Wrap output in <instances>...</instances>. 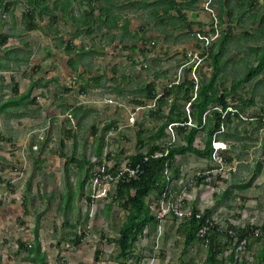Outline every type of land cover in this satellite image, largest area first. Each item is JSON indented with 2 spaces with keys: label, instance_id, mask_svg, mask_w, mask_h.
Wrapping results in <instances>:
<instances>
[{
  "label": "rangeland",
  "instance_id": "obj_1",
  "mask_svg": "<svg viewBox=\"0 0 264 264\" xmlns=\"http://www.w3.org/2000/svg\"><path fill=\"white\" fill-rule=\"evenodd\" d=\"M20 1L14 5V17L2 14L8 22L0 24V30L10 37L8 45L0 47V105L27 95L32 83L34 87L20 105L0 112V264H36L26 251H20L18 241L28 245L38 241L48 264H120L115 261L118 246L111 240L118 239L127 212L123 201H114L113 188L108 200H87L92 174L108 155H115L113 164L146 152L150 137L166 121L174 101L187 113L189 103L184 98L175 100L179 90L168 93L169 83L179 75L182 84L195 81L197 85L189 94L195 97L198 84L213 74L212 58L204 59L194 71L197 59L191 58L204 51L194 29L187 32L186 25L177 21L181 19L177 12L162 13L160 0L95 2L96 17L101 8H108L111 16L107 23L94 21L93 34H87L81 23L72 19L91 10L86 1L73 2L71 13L65 15L60 7L66 0H60L57 8L56 0H47L51 13H36L40 28L32 32L25 30L22 14L27 4ZM168 1L163 2L164 7ZM187 1L178 0L182 5ZM199 1L192 5L199 4L198 9L183 13L187 20L203 23L195 30L209 31L214 18L207 9L213 8L219 20L218 3ZM259 1L264 12V0ZM161 19H166L164 24ZM172 19L177 22L174 27L170 26ZM239 26H231L232 32L221 26L216 43L226 33L236 38H231L220 56L217 88L226 93L228 106L245 114H264V73L239 82L259 63L248 48L250 44L237 41ZM70 40L76 47L67 54ZM260 41L264 46V40ZM236 53L249 59H235ZM71 58L75 60L73 66ZM97 77H102L99 85L90 80ZM86 83L89 88L83 92ZM150 83L155 86L156 98L142 101ZM166 93L169 96L158 109L157 99ZM152 101L154 107L141 108V102L153 105ZM131 117L134 126H129ZM257 122H226L221 136L227 139L228 151L223 157L232 156L234 161L228 162L224 176L215 173L210 184L194 185L192 180L212 168L211 158L207 162L191 152L179 157L173 166L180 172L174 184L178 199L191 201L201 213L211 211L221 225L238 229L264 226V126L258 128ZM139 132L146 148L140 147ZM204 134L196 135L199 149L205 148ZM179 143L183 145L181 140ZM69 194L72 198L67 206ZM181 223L169 217L156 227L147 226L135 244L134 257L122 260L123 264H204L207 247L202 242L184 251ZM219 239L226 242L223 237ZM256 240L253 245L259 247ZM257 249H250L251 254L248 252L244 259L252 261Z\"/></svg>",
  "mask_w": 264,
  "mask_h": 264
},
{
  "label": "trees",
  "instance_id": "obj_2",
  "mask_svg": "<svg viewBox=\"0 0 264 264\" xmlns=\"http://www.w3.org/2000/svg\"><path fill=\"white\" fill-rule=\"evenodd\" d=\"M20 0H0V11L4 13L11 14V16H14V5H16ZM24 3L27 4V10L25 13H23L22 18L24 20L25 24V30L28 32H32L37 30L39 27L37 19L35 17V14L42 16L44 13L46 15L48 13H51L49 10V5L47 0H22ZM20 1V2H22ZM77 0H66L64 2V14L66 15L69 11V9L72 7L73 2ZM86 1L91 9L90 11H85L83 17L76 18L75 16H72V19L76 23H81L82 28L86 29L87 34H93V24L94 21L100 20L103 23H107L108 17L111 16L108 12L109 9L107 8H101L100 14L96 17L95 15V2H98L99 0H80ZM60 3V0H56L54 2L55 8L58 7ZM176 1L172 0L168 4L167 7H165V13L170 12V10H175L179 14H181L182 17L185 15L182 14L184 6H182L179 9H176ZM221 4V11L220 15L224 12V5L225 3L223 1H220ZM39 11V12H38ZM105 14V15H104ZM50 15V14H49ZM219 15V16H220ZM105 16V19H104ZM222 17V16H221ZM220 18V22L222 23V18ZM5 21L0 20V24H4ZM93 23V24H92ZM110 24H113L114 27L117 26V23L111 21ZM78 28V26H77ZM79 31H82V29H78ZM228 36L225 34V38H221L218 46L216 47L215 51L213 49L210 51V57L212 58V63L214 66L213 74L211 75V78L205 82L204 84H199V88L196 93V97L193 100V97H189V94L192 92L194 87L196 86L195 81H187L185 80L184 83L179 86H175L171 88L168 93L176 92L179 90L176 99L184 98L187 102L191 103V112L190 117L194 119V126L189 127L187 125L181 126L177 128L178 133L183 136L185 143L184 145H180L178 147H175L171 150L168 160L170 162H174L176 156L178 155H184L188 152H192L199 157L202 158H211L213 149H212V140L214 137V133L220 128V125L222 123L221 115L218 111L213 110L212 108L217 106H222L226 108L228 106L227 102V95L225 92L222 94L219 92L220 89L217 88L218 86V73L221 69V60L220 56L222 54V50L224 49V46L228 40ZM10 37L9 35L0 33V47H4L8 44ZM67 48V54H71L72 51L75 49V45L72 44V40L68 41L66 44ZM85 54V53H84ZM260 65H258L253 71L249 73L244 79H242L240 84H243L247 80L253 78L255 74H258L260 70L263 68L264 65V59H261ZM70 64L73 66L75 63L74 58L70 59ZM74 69H76L74 67ZM102 77L97 78H91L90 80L94 82L96 85H99L101 82ZM34 87V84L32 83L29 92L27 95L18 96L17 98L9 99L7 102L0 105V112L4 111L9 106H15L20 105L26 98L29 97L30 92L32 91ZM183 87H186L185 89H181ZM89 88V84L86 83L84 87H82L83 92H87ZM14 92L18 95V87H15ZM148 99L150 98H156L155 89H149L146 90V95ZM169 95L166 93L164 94L159 100V106L158 109L161 108L162 103H164V100ZM144 105L145 103H140ZM212 106V107H211ZM178 109V113H174V110ZM77 110V109H76ZM79 111H82V107L78 108ZM210 110L211 113L207 116L206 123L203 121L204 114ZM171 113L166 117V121L159 127L158 131L150 137V144L144 145L143 139L141 136V132L138 133L139 142L143 145H141V149L144 147L147 148V154L152 155L157 149H160V146L156 144L158 140L165 137V129L169 123L172 122H181L183 124H186L189 120L188 114L184 111H182L181 106H177L176 102L172 104V109L170 111ZM258 128L261 126H264V123L259 120L257 122ZM204 130L206 133L205 138V148L203 150H199L194 146L195 138L199 130ZM145 155L140 151V153L135 154L134 156H131L130 159L132 163H142L143 165V174L141 175L139 180H133L129 183H120L118 185L116 195L114 197V201H123L122 208L124 211L127 212L126 220L124 221L123 225L119 229V237L118 239L111 240L112 243L116 244L119 249V254L115 257V261L119 262L120 264H123L122 260H128L130 258L134 257V248L136 242L139 240V238L144 234L145 229L147 226H158L159 221H157L152 215L151 210L149 208V202L147 201L150 199L151 196L154 195L155 199L159 198V196L163 193V190L166 186V179H164L162 172L164 170V162L165 159H149L147 162L143 161V158ZM227 161L230 163L234 161V157L229 156L227 157ZM88 162V161H87ZM86 162H82L81 169L84 168ZM67 165V163H66ZM175 175H173L175 178H178V173L176 171L174 172ZM173 178L171 177V180ZM202 181V178L199 179V184ZM81 189H83V185L81 186ZM68 195H66L65 198H67ZM72 196L69 194L68 199L66 200V205L68 206ZM193 207L195 211L198 212V207L193 204ZM108 208L110 209L111 206L109 205ZM204 219L211 216V211H205L203 213ZM204 221L193 219L189 222H186L181 225V232L185 236V249L186 251L193 243L195 242H201V240L197 237V231L200 227V225ZM232 227V225L230 226ZM234 229L239 230L242 234L247 235L249 231L253 229L261 228L264 230V226L262 227H246L242 229H238L237 227L233 226ZM37 232V231H36ZM243 236V235H242ZM220 236L219 234H212L210 236V244L207 248V257L205 259L204 264H264V240H256L259 242V247L257 249L256 254L253 257L252 261H246L243 259L240 261H235V253H234V246H233V239H230L229 237H223L226 239V245L228 247H231L232 245V251L225 253V247H222L218 243V239ZM19 242V248L20 251H26L29 258L36 264H48L46 261V253H41V247L38 241H36L33 245H28L26 243H23L21 241ZM251 243L249 242V245L247 246V251L251 248Z\"/></svg>",
  "mask_w": 264,
  "mask_h": 264
},
{
  "label": "built area",
  "instance_id": "obj_3",
  "mask_svg": "<svg viewBox=\"0 0 264 264\" xmlns=\"http://www.w3.org/2000/svg\"><path fill=\"white\" fill-rule=\"evenodd\" d=\"M208 12L214 18L211 24V29L209 31L197 30L194 32V36L197 38V43L202 46L204 51H199V55L197 53L191 59H197L195 61L194 71L201 65V62L209 56V52L211 48L214 46L216 41L218 40L221 23L218 20L217 15L213 8H208ZM197 80V78L195 77ZM182 77L179 75L169 83L168 91L182 84ZM196 83V82H195ZM197 84V83H196ZM197 88V87H196ZM194 100V99H193ZM158 101V99H157ZM153 103V101L151 102ZM152 108L155 106V102L153 105H141L143 107ZM191 103L187 106L188 116L191 112ZM215 111H218L221 115L222 123L220 128L214 133L212 148L213 152L211 155V160L213 161V166L211 169H207L203 173H198L194 179L192 180V184L199 183V179L202 178L200 185L210 184L213 180V177L217 174H221L224 176L226 174V166L228 165L227 159L223 157V153L226 154L228 151V147L226 142H221L219 137L225 133L226 122L228 120H237L242 122H257L261 120L264 123V114L260 112L256 115H251L250 113L245 114L242 113L238 108L233 107L231 105L226 108L222 106H217L212 108ZM211 113L208 110L204 116L203 121L206 123L207 116ZM135 125V119L133 117L130 118L129 126ZM194 126V122H192V118L189 116V120L186 124L181 122H172L169 123L165 129V137L161 138L156 142L160 149H157L152 155L147 154L146 152H142L145 157L143 158L144 162H147L149 159H165L163 175L164 179H166V186L163 190V193L157 199H153L150 205V209L152 211V215L159 222H164L167 218L173 217L176 220H181L182 223L189 222L190 220L197 219L204 221L198 231L197 237L201 240L205 247L208 248L210 244V236L212 234H219L223 237H229L233 239L234 253H235V261H242L244 256L248 253L247 246L251 239L264 240V230L261 228L253 229L249 231L247 235L242 234L239 230L234 229L233 225H221L215 221V219L210 216L204 219L203 213L200 210L195 211L193 205H191L188 201L185 202V199H178L176 192L174 191V182L171 180V169L173 163L168 160L169 154L171 150L175 147L180 146L179 141L183 142V136L177 131L178 127L181 126ZM264 133V128L262 129ZM223 147H218V146ZM115 155H108V159H103L100 161L98 169L92 174L91 192L86 193V197L92 200V202H98L97 200H108L110 197V192L112 188L117 191L118 185L120 183H129L133 180H139L141 175L143 174V165L142 163L134 164L132 163L130 157H128L124 162L117 163L113 162ZM243 235V236H242ZM227 255V253H226ZM246 261L247 258H245Z\"/></svg>",
  "mask_w": 264,
  "mask_h": 264
},
{
  "label": "crops",
  "instance_id": "obj_4",
  "mask_svg": "<svg viewBox=\"0 0 264 264\" xmlns=\"http://www.w3.org/2000/svg\"><path fill=\"white\" fill-rule=\"evenodd\" d=\"M164 1H168V0H160V4L162 5V13H164V9H165V7L163 6V2ZM170 1H172V0H169L168 2H167V4H169L170 3ZM174 1H176V6H175V8L176 9H179V8H181L182 6H184V8H183V11H182V14L184 15V11L187 9V10H193V9H198V6H199V4H197L195 7H192V5L193 4H195V3H197L199 0H186L187 1V4L186 3H184L185 5H182L180 2H178V0H174ZM180 1V0H179ZM202 0H200L199 1V3L201 2ZM220 1H223L224 3H225V5H224V12H223V14H221L220 15V11H221V4H220ZM217 3H218V15H220L219 17H221L222 18V23H221V26L224 24V25H226V27H228V31L229 32H232V31H234V27H231V26H233L234 24H235V26H239L240 24H242V26H239V28H237V29H241V32H240V34H239V36H238V38L239 39H237V41L238 42H241V45H245V44H250V46L248 47V48H252L251 49V52L253 53V54H255V55H257L256 57V59H258V65H260V63L262 62L261 61V59H264V46L263 45H261L262 44V42L260 41L261 39H263L264 40V12L263 11H260V1L259 0H217ZM25 4H26V2H25ZM63 8H64V6H61L60 7V9H62L61 11H63ZM172 11H175V10H172ZM69 12V11H68ZM175 12H177V11H175ZM63 13H64V11H63ZM69 13H71V12H69ZM69 13H67L66 15H69ZM85 13V12H84ZM178 13V12H177ZM179 14V13H178ZM23 15V14H22ZM207 15V13H205V16ZM209 15V14H208ZM63 16V15H62ZM14 17V16H13ZM157 18V17H156ZM179 18H181V19H178L177 21L178 22H180V23H182V24H185L186 25V27H184V29H186L187 28V32H189L190 33V31L191 30H193L194 29V31H195V29H196V27L197 28H202L204 25H203V23H201V22H199L198 21V23H196V21L195 20H187L186 19V17L184 16V17H182L181 16V14H180V17ZM162 21H161V24H164V20H166V19H161ZM183 20H185V22L183 21ZM245 21V22H244ZM128 24L129 23H126V26H125V28H126V30H127V27H128ZM177 24V22L176 21H174L173 19H172V22L170 23V26H175ZM248 25H250V27L248 26ZM182 28V27H181ZM255 31H256V33H255ZM4 33V32H3ZM255 34H257L256 36H255ZM163 35V34H162ZM186 35H188V33H186ZM226 35L229 37L228 38V40H227V42H226V44H225V46H224V48L226 49V45H227V43L228 42H230V40H231V38H233V39H235L236 37L235 36H232V34H230V33H226ZM259 35H261L262 37H261V39H259ZM221 38L223 39V38H225V35H222L221 36ZM249 39H251V42H249ZM260 42V43H259ZM256 43H259V44H256ZM172 44H174V43H172ZM174 45H177L178 46V44H174ZM218 46V43H216V45L214 46V47H217ZM225 49H223L221 52H223ZM236 57H235V59H249V58H245V57H242L240 54H238V53H236ZM221 59V58H220ZM230 59V58H229ZM263 68H264V65H263ZM261 69L260 71H261V74L260 75H262V73H264V69ZM255 68H251V69H249V73L251 72V71H253ZM260 73V72H259ZM258 73V74H259ZM257 74H255L254 76H256ZM253 76V77H254ZM184 88V87H183ZM182 88V89H183ZM149 89H155V86H154V84H149L148 85V87H147V91L149 90ZM185 90H186V88H184ZM155 93L157 94V92H156V89H155ZM182 96V95H181ZM180 96V97H181ZM145 98L144 99H141L142 101L143 100H147L148 98L146 97V96H144ZM179 97V98H180ZM179 98H177V99H179ZM142 103V102H141ZM174 103V102H173ZM172 103V104H173ZM162 104H164V103H162ZM177 106H181V104L180 105H177ZM212 107V106H211ZM79 108H81V107H79ZM172 108V107H171ZM182 108V107H181ZM176 110H177V112H176ZM82 111H83V107H82ZM182 111H184V109L182 110ZM186 112V111H185ZM174 113H178V109H175L174 110ZM199 132H203V134L205 133V131L204 130H199L198 131V133ZM197 133V134H198ZM204 135H206V134H204ZM181 136V135H180ZM205 138H206V136H205ZM205 138H204V140H205ZM221 142H226V137H225V135H223V137L221 136V138L219 139ZM196 141V140H195ZM213 141V140H212ZM205 142V141H204ZM184 143H185V141H184V139H183V145H184ZM194 146H195V142H194ZM196 147V146H195ZM197 148V147H196ZM198 149H199V147H198ZM199 150H203V149H199ZM192 153V152H191ZM181 156H184V155H178V156H176V158H175V161L173 162V166L176 164V162H177V160H178V158L179 157H181ZM197 157H199L198 155H197ZM200 159H205V160H207V162L208 161H210V159H208V158H202V157H199ZM192 163L193 164H195L194 163V161H192ZM192 163H190V164H192ZM192 164V165H193ZM172 166V169H171V171H176V173H178V176H180V172H179V169H176V170H174V168L175 167H173ZM181 170L183 171V166H181ZM187 170V169H186ZM184 172V171H183ZM162 175H163V172H162ZM163 177H164V175H163ZM172 180H173V182H174V184H177L178 183V179L179 178H175L173 175H172ZM175 179V180H174ZM181 180V179H180ZM181 182V181H180ZM207 186H209V185H207ZM176 186H175V190H176ZM195 192L196 191H194V192H191V195L193 196L194 194H195ZM191 196L190 195H188V198H190ZM154 199V195L153 196H151L150 197V199H148L147 201L149 202V205H151V203H152V200ZM189 201V200H188ZM189 202H191V201H189ZM149 208H150V206H149ZM165 222V221H164ZM220 238V237H219ZM253 240H256V239H251L250 240V245H251V248L250 249H253V247L254 248H258V247H256V245L254 244L253 245ZM199 242V241H198ZM218 243H219V245H221L222 247H225V253H228V251H229V247L226 245V242H224V241H221L220 239H218ZM248 250V252L249 251H251V250ZM256 252H257V250H255V253H253L254 255L256 254ZM249 254H251V252H249ZM254 257V256H253Z\"/></svg>",
  "mask_w": 264,
  "mask_h": 264
},
{
  "label": "clouds",
  "instance_id": "obj_5",
  "mask_svg": "<svg viewBox=\"0 0 264 264\" xmlns=\"http://www.w3.org/2000/svg\"><path fill=\"white\" fill-rule=\"evenodd\" d=\"M2 14H4L3 15V17L6 15V14H8V13H4V12H2V11H0V20H2V21H5V23L4 24H7V20H3V17H2ZM11 15V14H10ZM13 17V16H12ZM218 17H219V15H218ZM219 20H220V18H219ZM221 23V22H220ZM195 31H197V30H195ZM195 31H193V33L195 32ZM0 33H3V31L2 30H0ZM3 34H5V33H3ZM7 35V34H6ZM9 42V41H8ZM8 45V44H7ZM6 45V46H7ZM5 46V47H6ZM214 46H215V44H214ZM214 46L211 48V50L214 48ZM2 48H4V47H2ZM210 50V51H211ZM209 56H210V52H209ZM208 56V57H209ZM197 85V84H196ZM198 88H199V84H198ZM198 88H196V89H198ZM196 93H197V90H195V97H196ZM195 97H193V99L195 98ZM189 103V102H188ZM213 149V148H212ZM175 180V179H174ZM196 185H200L199 183H197ZM174 191H175V187H174ZM176 192V191H175ZM87 198V197H86ZM155 198V197H154ZM87 200L88 201H90V202H92V200H90L89 198H87ZM186 201H188V200H186ZM150 206V205H149ZM151 210V209H150ZM199 210V209H198ZM151 215H152V211H151ZM153 216V215H152ZM154 217V216H153ZM155 218V217H154ZM156 219V218H155ZM158 221V220H157ZM160 223H162V222H160ZM181 224H184V223H181ZM253 260V259H252Z\"/></svg>",
  "mask_w": 264,
  "mask_h": 264
},
{
  "label": "bare ground",
  "instance_id": "obj_6",
  "mask_svg": "<svg viewBox=\"0 0 264 264\" xmlns=\"http://www.w3.org/2000/svg\"><path fill=\"white\" fill-rule=\"evenodd\" d=\"M218 147L220 148V147H223V146L220 145V146H218Z\"/></svg>",
  "mask_w": 264,
  "mask_h": 264
}]
</instances>
